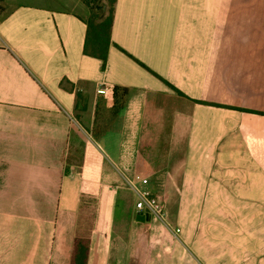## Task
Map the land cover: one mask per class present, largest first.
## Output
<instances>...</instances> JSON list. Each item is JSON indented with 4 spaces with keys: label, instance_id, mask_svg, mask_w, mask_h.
Wrapping results in <instances>:
<instances>
[{
    "label": "crops",
    "instance_id": "obj_1",
    "mask_svg": "<svg viewBox=\"0 0 264 264\" xmlns=\"http://www.w3.org/2000/svg\"><path fill=\"white\" fill-rule=\"evenodd\" d=\"M262 2L0 0V264H264Z\"/></svg>",
    "mask_w": 264,
    "mask_h": 264
},
{
    "label": "trees",
    "instance_id": "obj_2",
    "mask_svg": "<svg viewBox=\"0 0 264 264\" xmlns=\"http://www.w3.org/2000/svg\"><path fill=\"white\" fill-rule=\"evenodd\" d=\"M110 4V13L107 17L100 18L99 13H92L88 20V32L84 52L87 55L96 57L103 62V69H106L108 50L110 46V34L113 25V17L115 4L117 0H107ZM264 3V0L263 2ZM127 92V90L125 91ZM182 94L180 91H177ZM87 256L77 255L74 258L73 264H86Z\"/></svg>",
    "mask_w": 264,
    "mask_h": 264
},
{
    "label": "built area",
    "instance_id": "obj_3",
    "mask_svg": "<svg viewBox=\"0 0 264 264\" xmlns=\"http://www.w3.org/2000/svg\"><path fill=\"white\" fill-rule=\"evenodd\" d=\"M107 92L106 88L104 89H99V93L105 94ZM143 183H147L146 179H143ZM130 186L132 189L136 192L138 196V200L136 202V208L139 211H146L148 212L151 216L165 221V207L160 201L158 197H156L153 193L150 191L146 190H139L135 184L130 182ZM179 230H176V233H178Z\"/></svg>",
    "mask_w": 264,
    "mask_h": 264
},
{
    "label": "rangeland",
    "instance_id": "obj_4",
    "mask_svg": "<svg viewBox=\"0 0 264 264\" xmlns=\"http://www.w3.org/2000/svg\"><path fill=\"white\" fill-rule=\"evenodd\" d=\"M66 5L68 9L75 12L85 13L88 16V20H90L93 12L99 13L101 15L100 18L107 17L110 13V4L107 0H66ZM97 93L104 95L99 93V90H97ZM79 101L80 103L83 102L81 97L78 99Z\"/></svg>",
    "mask_w": 264,
    "mask_h": 264
}]
</instances>
